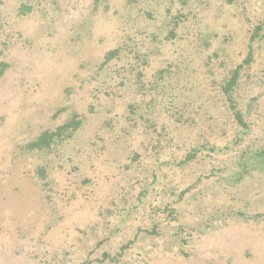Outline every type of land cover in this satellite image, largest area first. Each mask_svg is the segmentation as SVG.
Here are the masks:
<instances>
[{
  "label": "rangeland",
  "instance_id": "rangeland-1",
  "mask_svg": "<svg viewBox=\"0 0 264 264\" xmlns=\"http://www.w3.org/2000/svg\"><path fill=\"white\" fill-rule=\"evenodd\" d=\"M0 264H264V0H0Z\"/></svg>",
  "mask_w": 264,
  "mask_h": 264
},
{
  "label": "trees",
  "instance_id": "trees-1",
  "mask_svg": "<svg viewBox=\"0 0 264 264\" xmlns=\"http://www.w3.org/2000/svg\"><path fill=\"white\" fill-rule=\"evenodd\" d=\"M119 48L113 49L110 51L109 55L107 56V59L113 58L119 54ZM241 67V66H239ZM239 67L233 71L232 77L227 81V84L225 85L224 92L226 95H228L231 99L230 92L235 88L237 84V80L239 78ZM237 104V103H236ZM235 104V118L236 121L239 123L240 126L246 127L247 122L245 120V117L243 115V112L237 105ZM78 126V121H70L64 125L59 126L54 131H44L42 134H40L35 140L30 142L28 144L29 149H37L42 150L44 148L50 147L51 143L54 142L57 138H60L63 136V134L69 129V128H76Z\"/></svg>",
  "mask_w": 264,
  "mask_h": 264
}]
</instances>
